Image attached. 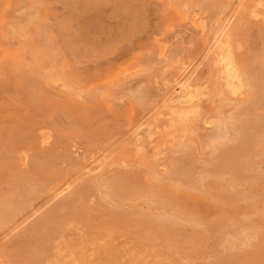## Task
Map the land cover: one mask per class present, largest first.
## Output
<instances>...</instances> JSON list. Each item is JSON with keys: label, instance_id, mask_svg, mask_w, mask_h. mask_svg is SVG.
<instances>
[{"label": "rangeland", "instance_id": "374dc122", "mask_svg": "<svg viewBox=\"0 0 264 264\" xmlns=\"http://www.w3.org/2000/svg\"><path fill=\"white\" fill-rule=\"evenodd\" d=\"M234 1L0 0V264H264V0Z\"/></svg>", "mask_w": 264, "mask_h": 264}, {"label": "bare ground", "instance_id": "6f19581e", "mask_svg": "<svg viewBox=\"0 0 264 264\" xmlns=\"http://www.w3.org/2000/svg\"><path fill=\"white\" fill-rule=\"evenodd\" d=\"M243 1L244 0H235L234 2H233V4L235 3V5H237V7H236V10L238 9V8H240L241 6H242V4H243ZM260 2V1H259ZM263 4V3H262ZM257 7V6H256ZM234 15H235V13H234ZM253 16V15H252ZM261 18V17H260ZM230 20H232V18L230 19ZM227 23V22H226ZM225 23V24H226ZM217 24V23H216ZM225 26V25H224ZM216 28V27H215ZM224 28V27H223ZM205 29V28H204ZM223 30V29H222ZM221 30V31H222ZM234 31V30H233ZM220 34L221 33H219L218 35L220 36ZM231 35V34H230ZM222 36H223V38H221V40H219V41H217V44H215V47L217 48H215L214 47V49H216L217 51H218V55L220 56V57H218V58H220L219 60H221V62H222V64L224 65V68L225 69H223V71L225 72V78L224 77H222V78H224V82L223 81H221V78H220V81L221 82H223L220 86H218L217 88H216V97H218V96H220L221 97V95L223 94V93H226V94H228L229 92L231 93V95H232V93H233V95L235 94H237V93H239L241 90H242V88H243V85H246V84H243V82H242V79L243 78H241L242 76V73H241V71L239 72V68L237 67V64L234 62V60L232 59V58H234L232 55L233 54H231L230 56H232V58L229 56V53H231L230 51L233 49H231L230 48V42H229V34H228V31L226 30V28L222 31ZM221 36V37H222ZM232 37V36H231ZM215 39H217V38H215ZM233 39H235V38H233ZM215 41V40H214ZM213 41V42H214ZM213 45V44H212ZM217 45V46H216ZM240 47V46H239ZM229 49H231L230 51H229ZM234 51H236L235 49H233ZM232 50V51H233ZM238 50V49H237ZM207 52V51H206ZM238 53V52H237ZM4 54H6V53H4ZM215 55V54H214ZM217 55V56H218ZM234 55H236V54H234ZM238 55V54H237ZM215 57H216V55H215ZM245 57H246V55H245ZM216 61V60H215ZM203 62V61H202ZM217 62H218V59H217ZM216 62V63H217ZM219 65H220V67H221V64L219 63ZM196 66V65H195ZM200 66H201V64H200ZM217 66V65H216ZM240 66V65H239ZM199 67V66H198ZM223 67V66H222ZM195 68V67H194ZM197 69V68H196ZM192 71V70H191ZM223 73V72H222ZM240 73H241V75H240ZM191 79H192V75H190L189 76V74H188V76H186V80L185 81H182L180 84H178V88H177V90L174 92V95L172 96V98L170 99V103L171 102H173L174 100H176L177 99V104L178 103H180V104H191V102L192 101H194L195 100V97H197V94L199 93H197L196 94V91H195V95H193V93L191 94V89H192V92H194L193 90H194V88L195 87H193L192 88V85H191ZM184 80V79H183ZM246 81V80H245ZM211 86V85H210ZM248 90V89H247ZM223 92V93H222ZM243 92V91H242ZM244 93V92H243ZM243 93H239V95H241V94H243ZM247 93H248V91H247ZM245 94H246V92H245ZM194 97H193V96ZM244 95V94H243ZM213 97H214V95H212ZM228 96H230V94L228 95ZM245 96V95H244ZM230 97H232V96H230ZM229 97V98H230ZM236 97V96H235ZM239 97V96H238ZM215 98V97H214ZM219 98V97H218ZM249 98V97H248ZM194 99V100H193ZM198 99V98H197ZM196 99V100H197ZM213 99V98H212ZM226 99V98H225ZM228 99V98H227ZM239 99V98H238ZM165 100V99H164ZM230 100V99H229ZM233 100V99H232ZM139 101V100H138ZM226 101V100H225ZM249 101V100H248ZM169 104V103H168ZM172 104V103H171ZM221 104V103H220ZM229 104V103H228ZM139 105V104H138ZM199 106V105H198ZM227 106V105H226ZM141 107V106H140ZM219 107V106H218ZM229 106H227V108H228ZM148 108H150V107H148ZM197 107H195L194 109H196ZM194 109H192L191 108V110H192V112H195V110ZM159 110H160V108H159ZM167 110V109H166ZM165 110V111H166ZM181 110H183V109H180V111ZM185 110V109H184ZM194 110V111H193ZM170 111V110H169ZM172 111H174L173 109H172ZM171 111V112H172ZM188 111H189V109H188ZM199 111H200V109H199ZM157 112V111H156ZM179 112V111H178ZM178 112H177V114H178ZM182 112V111H181ZM189 112H191V111H189ZM188 112V113H189ZM197 112V111H196ZM219 112V111H218ZM227 112V111H226ZM172 113H174V112H172ZM183 113V112H182ZM181 113V114H182ZM188 113L186 112L185 114H187L188 115ZM202 113V112H201ZM158 114V113H157ZM174 114H176V112L174 113ZM197 113H195V115H196ZM203 115H204V113H202ZM154 115V114H153ZM166 115V114H165ZM180 115V114H179ZM178 115V116H179ZM186 115V116H187ZM191 115V114H190ZM169 116H171V115H169ZM184 116V115H183ZM199 116H201V115H198V117ZM153 117V116H152ZM187 117H190L189 115L187 116ZM192 117V116H191ZM195 117V116H194ZM193 117V118H194ZM164 118V117H163ZM163 118H162V120H163ZM170 118V117H169ZM168 118V119H169ZM172 118V117H171ZM180 118H181V115H180ZM197 118V117H196ZM185 119V121H186V118H183V120ZM187 119H189V118H187ZM192 119V118H191ZM217 120H216V122L218 121V118H216ZM173 120V119H172ZM171 120V121H172ZM201 120V119H200ZM215 120V119H214ZM164 121V120H163ZM170 121V122H171ZM175 121V120H174ZM173 121V122H174ZM188 121H190V119L188 120ZM151 122V121H150ZM165 122V121H164ZM172 122V123H173ZM147 123H148V121H147ZM171 123V124H172ZM176 123V122H175ZM181 123H184V122H181ZM187 123V122H186ZM191 123H192V121H191ZM152 124V123H151ZM150 124V125H151ZM163 124H165V123H163ZM170 124V125H171ZM174 124V123H173ZM178 124V123H177ZM180 124V123H179ZM185 124V123H184ZM183 124V125H184ZM189 124V123H188ZM218 125H219V123H217ZM168 125V124H167ZM139 126V125H138ZM177 126H180V125H177ZM221 126V125H220ZM141 127H143V126H140L138 129H137V132L138 131H140L141 130ZM187 127H189L188 125H187ZM186 127V128H187ZM194 127V126H193ZM219 127V126H218ZM172 128V127H171ZM174 128H176L175 126H174ZM173 128V129H174ZM185 128V127H184ZM184 128H183V130H184ZM217 128V127H216ZM189 130H190V127L188 128ZM219 129V128H218ZM168 130H170V129H168ZM179 130V129H178ZM214 130H217V129H214ZM177 131V130H176ZM186 131V130H185ZM170 131H168V133H169ZM189 132V131H188ZM191 132H192V130H191ZM217 132L220 134V132H219V130H217ZM223 132V131H222ZM141 133V132H140ZM167 133V134H168ZM171 133H173V132H171ZM176 134V133H175ZM184 134V133H183ZM189 134H190V132H189ZM188 135V134H187ZM223 135H224V133H223ZM222 135V136H223ZM178 136V135H177ZM177 136L175 137V138H177ZM185 136H186V134H185ZM222 136H220V137H218V138H221ZM163 137V136H162ZM189 138L191 137V134H190V136H188ZM138 139H140L139 137H137ZM193 138V137H192ZM218 138H216V140H218ZM215 139V138H214ZM188 140V139H187ZM194 140V139H193ZM215 140V141H216ZM210 141H211V139H210ZM157 142V141H156ZM191 142H193V141H191ZM220 142V141H219ZM174 145V144H173ZM119 146V145H118ZM124 146H125V144H124ZM176 146V145H175ZM130 148V147H129ZM146 149V148H145ZM131 150V149H130ZM152 151V150H151ZM150 153V152H149ZM152 153V152H151ZM115 154V153H114ZM117 154V153H116ZM144 154V153H143ZM146 154H148V153H146ZM145 154V155H146ZM108 155V154H107ZM120 155H121V153H120ZM158 155V154H157ZM127 157H128V155H126ZM125 156V157H126ZM152 156V155H151ZM162 156V155H161ZM88 157V156H87ZM91 156H89V158H90ZM129 157H130V155H129ZM132 157V156H131ZM130 157V158H131ZM146 157V156H145ZM144 157V158H145ZM120 158H121V156H120ZM130 158H129V160H130ZM108 159H110V158H108ZM111 159H113V158H111ZM116 159H118L117 157H116ZM148 159V158H147ZM152 159V158H151ZM124 160V159H123ZM133 160H135V159H133ZM132 160V161H133ZM97 161V160H96ZM137 161V160H136ZM141 161V160H140ZM98 162V161H97ZM128 162V161H127ZM134 162V161H133ZM122 163V162H121ZM127 164V163H126ZM156 164V163H155ZM93 165V164H92ZM103 166V165H102ZM101 166V167H102ZM114 166V165H113ZM142 167H143V165H142ZM144 168V167H143ZM164 168V167H163ZM101 169V168H100ZM160 169H161V167H160ZM99 170V169H98ZM162 173H163V171H162ZM201 184V183H200ZM69 186V185H68ZM64 187L65 186H60L59 188L57 187V191H56V197H58V196H60L62 193H64L67 189H69V187H65V189H64ZM144 211V210H143ZM70 226V225H69ZM199 228V227H198ZM17 228H15V230H16ZM242 233V232H241ZM83 234V233H82ZM107 234V233H106ZM206 234V233H205ZM243 234V233H242ZM108 235V234H107ZM109 236V235H108ZM72 237V236H71ZM233 238V237H232ZM251 240H253V238L251 239ZM62 241H63V239H62ZM100 241V240H99ZM101 242V241H100ZM105 243V242H104ZM57 246H59L60 247V244L59 245H57ZM62 246V245H61ZM94 246H95V244H94ZM242 246H243V244H242ZM61 248H63V247H61ZM60 248V249H61ZM60 249H58V251H57V253L58 252H60L59 250ZM84 249V248H83ZM64 250V249H63ZM69 252V251H68ZM56 253V252H55ZM61 253V252H60ZM94 254V253H93ZM56 255V254H55ZM59 255V254H58ZM62 255V254H61ZM61 255H59V256H61ZM57 256V255H56ZM63 256V255H62ZM73 256V255H72ZM76 256V255H75ZM77 257V256H76ZM70 258V257H69ZM69 258L68 259H65V258H63V259H65V260H67V261H69ZM54 259V258H53ZM70 259H73V257H71ZM80 259V258H79ZM64 260V261H65ZM75 260V259H74ZM74 260H72V262L74 261ZM55 261V260H54ZM57 261V260H56ZM58 261H59V259H58ZM77 261V260H76ZM82 260L80 259V261H77V262H81ZM60 262H62V261H60ZM71 262V261H70ZM83 262V263H82ZM81 263L82 264H86V261H82ZM48 263V262H47ZM46 263V264H47ZM55 263V262H54ZM20 264V263H19ZM59 264H61V263H59ZM66 264H70L69 262H67ZM72 264H75V261H74V263H72Z\"/></svg>", "mask_w": 264, "mask_h": 264}]
</instances>
